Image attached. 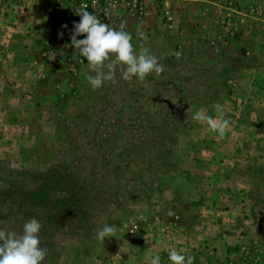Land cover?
<instances>
[{
  "label": "rangeland",
  "instance_id": "rangeland-1",
  "mask_svg": "<svg viewBox=\"0 0 264 264\" xmlns=\"http://www.w3.org/2000/svg\"><path fill=\"white\" fill-rule=\"evenodd\" d=\"M84 4L164 72L124 80L118 66L93 89L71 45ZM216 104L224 137L193 119ZM0 175L66 199L42 264H171V249L264 264V0H0ZM23 189L0 193V217L42 225L40 205L15 203Z\"/></svg>",
  "mask_w": 264,
  "mask_h": 264
},
{
  "label": "clouds",
  "instance_id": "clouds-1",
  "mask_svg": "<svg viewBox=\"0 0 264 264\" xmlns=\"http://www.w3.org/2000/svg\"><path fill=\"white\" fill-rule=\"evenodd\" d=\"M79 16L80 21L74 22L71 45L80 50L90 69L95 71L94 76L88 77L93 89H99L105 81L115 82L118 66H124L121 71L124 80L136 77L144 81L153 72L157 75L164 72V66L155 55L149 54L147 48H141L139 53L135 51L132 35L124 31L125 23L120 24V30L112 28L90 13L86 4L81 5ZM62 27L66 28L67 25ZM78 36L84 38L77 39ZM175 55L179 58L180 53ZM214 109L217 113L215 117L201 110L194 113L193 119L205 122L210 131L224 137L229 130V121L224 118L221 105H214ZM41 228V223L35 217L24 224L21 234L0 228V264H42L47 250L41 247ZM116 230L115 224H106L97 231L96 239L103 243L106 238L114 237ZM185 253L184 249H171L168 259L171 264H193V257ZM150 264H161L160 256L151 257Z\"/></svg>",
  "mask_w": 264,
  "mask_h": 264
},
{
  "label": "trees",
  "instance_id": "trees-1",
  "mask_svg": "<svg viewBox=\"0 0 264 264\" xmlns=\"http://www.w3.org/2000/svg\"><path fill=\"white\" fill-rule=\"evenodd\" d=\"M0 182H3L4 184L8 185L7 187L0 186V193L2 194L8 193L9 191H12V190H16V189L21 190L24 188V187L15 186L12 189V186L15 185L16 180H14L13 178L9 179L5 175H0ZM47 190H49V182L45 180L39 186H34L33 188L23 189L21 197L24 199L25 202H20L19 200L15 199V203H18V206H21V204L23 203L22 207H27L31 204L40 205L41 207L40 212L42 213L43 223H42V228L40 230L39 236L43 239L52 240L51 237H47L48 234H46L45 232L47 229H49L48 227L45 226L46 222L51 220V216L54 210H56V214H59L60 216L63 213H65L66 210H69V209L65 206H61L63 202H66V199L64 198L58 199L57 202L54 204V206L51 205L47 199ZM2 206H4V202L0 201V207ZM15 210L17 211V209H14V211ZM14 211H10V213L7 214L8 217L6 218L0 217V228H4L7 230H13L17 234H21L23 231L24 224L29 220V216L27 215L19 216L17 212H14ZM82 222L83 220H80V219L77 220L78 224ZM11 224L13 225L15 230L11 226Z\"/></svg>",
  "mask_w": 264,
  "mask_h": 264
}]
</instances>
